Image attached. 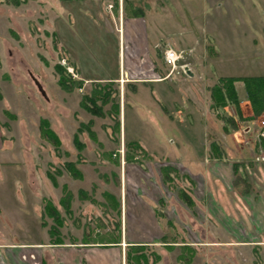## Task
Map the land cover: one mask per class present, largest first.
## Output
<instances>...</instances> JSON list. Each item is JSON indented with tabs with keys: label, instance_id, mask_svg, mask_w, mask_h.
Instances as JSON below:
<instances>
[{
	"label": "rangeland",
	"instance_id": "374dc122",
	"mask_svg": "<svg viewBox=\"0 0 264 264\" xmlns=\"http://www.w3.org/2000/svg\"><path fill=\"white\" fill-rule=\"evenodd\" d=\"M14 2L0 0V160H13L12 164L2 166L3 174L11 177L12 184L9 180L0 182V197L4 195L8 203L13 202L19 208L23 199L17 202L15 192L33 193L28 200L31 205L26 199L27 205L22 204L21 208L28 207L31 213L34 209L44 215L47 243L64 239L78 244L115 242L120 236L128 241L144 233L145 228L136 231L132 226L136 216L130 214L132 203L140 201L143 193L157 202L154 211L161 226L159 236L165 238V243H150L147 247L148 254L159 257L154 264H264V219L257 217L255 224L250 223L254 206H260L264 215V205H256L259 201L256 196L263 190L260 184L233 179V185L241 183V190L249 191L251 196L255 194L249 204L240 199L244 212L239 213L237 223L229 196L217 199L222 204H216L207 197L205 185L199 181L192 183L181 168L176 179L162 183L160 168L170 167L167 159L179 156L176 145L170 142L175 139L178 144L179 137L164 130L151 133L145 124L147 120L134 116V101L136 98L149 101L148 92L139 90L136 96L126 85L117 97L115 84L110 86L111 91L102 92L106 102L99 99L94 103L99 112L86 109L92 104V89L102 84L80 81L79 88V84L72 83L71 80L79 81L74 63L80 66L84 77L115 75L118 38L106 34L104 29L116 31L115 20L123 14L122 6L118 5L115 12L111 0L71 4L26 0L19 6ZM253 6L254 19L264 20L261 2L253 0ZM162 10L164 13L157 15L150 7L151 31L171 34L168 38L172 41L166 43H171L176 52H183L177 62L180 65L190 55L184 46L189 44L185 33L194 30L197 48L203 50L204 68L212 76L216 75L210 50L215 16L251 15V10L248 8L246 12L238 0L234 7L225 1L219 6L216 0H170ZM147 22L150 23L149 19ZM257 40L261 43L260 37ZM55 65L70 72L71 79L64 78L68 83L60 86ZM225 71L229 75L254 73L251 65L247 69ZM174 73L182 74L179 67ZM215 80L207 77L205 82ZM234 87L236 95L245 94L242 82H236ZM117 101L122 112L120 124L115 110ZM263 113L255 114L254 124L250 125L252 131L243 135L244 142L257 143L258 139L264 142L259 135ZM221 116L223 125L233 126V107ZM40 120L45 123L40 124ZM238 122L240 127L246 125ZM135 141L143 143L151 153L144 154L131 145ZM126 155L134 160L126 161ZM233 185L222 182L220 190L233 191ZM180 190L193 193V206H187L179 198ZM122 193L126 200L125 214L120 201ZM246 224L250 231L242 227ZM14 231L27 232L20 226L14 227ZM126 250L127 247H121L123 264ZM152 261L151 255L149 262Z\"/></svg>",
	"mask_w": 264,
	"mask_h": 264
},
{
	"label": "crops",
	"instance_id": "0c3cea01",
	"mask_svg": "<svg viewBox=\"0 0 264 264\" xmlns=\"http://www.w3.org/2000/svg\"><path fill=\"white\" fill-rule=\"evenodd\" d=\"M57 1L60 3L68 2L67 4L85 2V0ZM111 1L115 7V12L118 5L122 6L123 12L117 21L115 20L116 31L104 29L106 34H112L115 35V38H118V40L116 39L119 46L115 75L110 73L103 74L101 77H84L81 75L80 66L74 63L78 75L77 79L84 84L88 82L108 86L116 84L118 87L117 97L121 92L123 93L126 85L130 86L136 96L139 90L140 92H148L149 101L144 102L138 100L139 98L134 101V114H136L134 116L143 120L146 119L147 121L144 120L146 127L150 129L151 133L164 130L179 137L178 144L175 139L170 141L171 144L176 145L179 156H177V159H167L168 164L174 170L171 173L173 179L177 178V170L181 168L192 183H198L199 181L205 185L209 195L207 197L214 199L216 204H222L217 202V199L228 198L229 196L230 209H233L232 211L238 223L240 221L238 219L239 213L243 215L244 212V203H241L240 199H243L245 204H249V200L252 201L253 196H255V194L251 196L249 191L241 190L240 184L244 179L247 183L254 180L263 187L262 193L256 196L258 198H255L259 200L256 205L261 204V207L264 205V142L259 139L257 143L254 141L244 142L243 135H247L252 131L250 125L254 124L253 118L256 116L247 99L246 89L243 96H238L235 93L236 105L231 103L217 111L212 107L211 88L218 83V80L223 78L264 77V20L260 21L257 18V26H255L256 20L252 15L253 0H238L246 8V12H248V8L251 10L250 16H240L239 18L232 13L228 17H223L222 13L215 16L214 43L212 48L208 45L216 65L215 76L209 75L204 68L203 50L197 48L198 43L195 38L198 37L194 30H187L185 33L189 44L184 46L190 52V55L182 64L185 65L184 68L188 70L189 74L186 72L177 74L174 71L170 72V68H166L163 51L171 44L166 43V40L168 42L172 41L168 38L171 37V34H154L155 32L151 31L152 27L148 26L152 22L148 11L152 6L155 14H162L164 13L162 8L170 0ZM216 1L219 6L222 5L223 1L230 4V7H234L235 3V0ZM258 1L264 6V0ZM160 4L164 7L161 8ZM123 5L125 6L123 7ZM159 7L160 9H158ZM147 19H149V24H147ZM119 24L120 31L118 29ZM258 37L261 38V43L258 42ZM192 41H194L193 44H191ZM248 51L251 52L248 53ZM248 65H251L254 73L229 75L225 71L229 69H247ZM207 77L216 80L206 83ZM236 82L242 81L238 80L234 83L236 84ZM242 84L244 86L243 82ZM117 104V118L120 124L122 112L118 101ZM232 107L234 108L235 117L231 118L233 126L229 127L226 123L223 125V119L221 118L223 116L221 115L228 113ZM244 108L246 111L243 110ZM238 120L246 122V125L240 127L241 124ZM123 129H125L124 126ZM136 143L144 154L147 151L151 153L143 143L141 145L139 141ZM12 161L0 160V182L9 180L12 184L11 177L8 174H3L5 171H2V166L7 163L12 164ZM235 177H238L241 183H234L235 185H233ZM222 182L232 183L233 191L222 192L220 190ZM15 193L17 202L20 198L23 199V201L20 200L21 206L22 204L27 205L30 195L33 194L17 191ZM188 194L191 198L193 197L191 196L193 193L190 195V191ZM1 197L0 264H123L121 247L129 245L149 246L150 243L162 242V238H164L159 236L161 226H159L154 211L157 202L153 197L145 196L143 193L138 198L140 201L132 203L133 210L130 214L136 216L133 219L132 226L136 231L145 228L144 233H140L137 237L128 241L125 236L123 238L120 236L113 243L99 241L78 244L66 242L64 239L58 243H47L43 221L44 215L42 214V216L38 211L34 212V209L31 213V208L28 207H25V210L21 206L19 208L15 207L13 202H7L4 195ZM3 199L6 201H1ZM26 199L27 202H25ZM120 201L125 214L126 200L123 193L120 195ZM28 204L31 205L30 202ZM254 207L255 212L251 215L253 217L251 224L257 222V217L264 219L260 206ZM244 215L246 214L244 213ZM16 226L25 228L27 232L18 234L14 231ZM31 226L33 227V233L30 232ZM125 227L126 221L124 220L122 229L125 230ZM242 227L246 231L251 229L247 224L246 227Z\"/></svg>",
	"mask_w": 264,
	"mask_h": 264
},
{
	"label": "trees",
	"instance_id": "16d2710c",
	"mask_svg": "<svg viewBox=\"0 0 264 264\" xmlns=\"http://www.w3.org/2000/svg\"><path fill=\"white\" fill-rule=\"evenodd\" d=\"M14 1H15L14 2L15 6H19L21 3H24L26 0H14ZM55 70L59 74L58 81L60 86H62V84L64 85L65 83H68L64 78L66 77L67 79H69L71 77L70 74L67 73L66 70L60 65H55ZM238 80H241L244 83L247 99L250 103L251 109L254 112V114H260L261 112H264V96L263 97L259 96L260 93L264 94V77H251V78H243V79L223 78L218 80V83L211 88V99H212L213 109L218 111L225 105L231 103L232 105L237 104L233 83ZM71 81L72 83L75 82L79 84V88H80L81 86L80 81H73V80ZM71 81L69 83H71ZM96 86L94 87L95 89L94 88L92 89V94H93L92 96L93 98L91 99L92 104L90 105V107L89 106L86 107V109H89V111H92V113L99 112L100 110V108L94 106V103L97 100L101 99L102 100V101L100 100L101 102L103 103L106 102L104 100L105 95H103L102 92L105 94L106 90L111 91L110 86L108 85H96ZM95 90H97V92ZM109 94L111 95L112 92L111 93L109 92ZM102 96L104 97L102 98ZM115 110H116V114L118 115V104L115 105ZM221 118L224 119V116ZM44 123L45 120H40V124H44ZM131 145L141 150L140 146L136 142H132ZM125 159L128 162L134 160L133 156L131 155L130 156L126 155ZM160 171L164 183H170L171 181H173V177L171 176V173L174 172L173 168L164 166L160 168ZM178 196L187 206L189 207L193 206V200L186 191L180 190ZM162 239H163L162 243H165L164 242L165 238ZM58 242L59 240L57 241L55 240L53 243H58ZM113 242H108V243H113ZM147 247H148L147 245L127 246V250L125 252V264H154L156 261H158L159 259L158 255L154 256L153 254H148L149 250ZM151 255L153 256L152 263L149 262V258Z\"/></svg>",
	"mask_w": 264,
	"mask_h": 264
},
{
	"label": "built area",
	"instance_id": "2783aa9c",
	"mask_svg": "<svg viewBox=\"0 0 264 264\" xmlns=\"http://www.w3.org/2000/svg\"><path fill=\"white\" fill-rule=\"evenodd\" d=\"M182 55H183L182 51L176 52L170 46H167L164 49L163 60H164L165 64L167 66H169L170 72L176 70L177 67H179V69L181 70L182 73L185 72V69H184L185 65L184 64L177 65V62L180 59H182ZM67 70L70 71L69 69H67ZM259 127L261 129L259 135H260V137L264 138V113L261 115V117L259 119Z\"/></svg>",
	"mask_w": 264,
	"mask_h": 264
},
{
	"label": "water",
	"instance_id": "95a60500",
	"mask_svg": "<svg viewBox=\"0 0 264 264\" xmlns=\"http://www.w3.org/2000/svg\"><path fill=\"white\" fill-rule=\"evenodd\" d=\"M185 72H186L187 74H189V72H188V70H187V69L185 70Z\"/></svg>",
	"mask_w": 264,
	"mask_h": 264
}]
</instances>
